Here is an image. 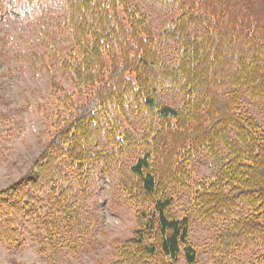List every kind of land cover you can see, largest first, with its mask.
I'll list each match as a JSON object with an SVG mask.
<instances>
[{"label": "trees", "instance_id": "trees-1", "mask_svg": "<svg viewBox=\"0 0 264 264\" xmlns=\"http://www.w3.org/2000/svg\"><path fill=\"white\" fill-rule=\"evenodd\" d=\"M25 1L41 12L43 50L28 58L55 119L27 172L0 189V242L26 232L60 263L65 241L90 232L83 204L103 171L134 210L109 264H197L194 219L226 223L214 254L252 243L248 264H264V124L252 109L264 116V0H148L176 12L159 32L131 0ZM53 3L64 13L47 19ZM201 157L211 173L195 179Z\"/></svg>", "mask_w": 264, "mask_h": 264}, {"label": "rangeland", "instance_id": "rangeland-1", "mask_svg": "<svg viewBox=\"0 0 264 264\" xmlns=\"http://www.w3.org/2000/svg\"><path fill=\"white\" fill-rule=\"evenodd\" d=\"M145 11L154 31L163 29L164 23L176 12L164 9L148 0H131ZM64 13L58 3L46 7L47 19H57ZM41 18H33L25 0H0V120L4 131L0 135V189L23 176L39 154L42 145L53 130L55 102L43 68L31 65L28 55L40 52ZM61 57L52 58L57 79L64 89L73 92L68 78L59 69ZM171 100V96H164ZM84 96L76 95L81 103ZM256 118L264 124V116L252 107ZM137 127L140 124L137 123ZM127 159V157L125 158ZM211 167L206 157L192 165L195 179L208 177ZM114 173L98 172L90 187V199L83 211L90 222L85 237H74L62 246L58 264H109L119 243L131 236L134 230V210L119 194ZM187 205V193L180 192L175 208ZM223 221L204 222L194 219L191 238L197 250V264H248L255 252L252 243L242 244L224 260L213 253V240L225 226ZM0 264H53L39 251L32 236L23 232L12 244L0 242Z\"/></svg>", "mask_w": 264, "mask_h": 264}]
</instances>
